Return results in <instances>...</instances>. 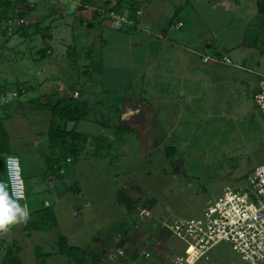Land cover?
<instances>
[{
  "label": "rangeland",
  "instance_id": "1",
  "mask_svg": "<svg viewBox=\"0 0 264 264\" xmlns=\"http://www.w3.org/2000/svg\"><path fill=\"white\" fill-rule=\"evenodd\" d=\"M29 1L36 6L32 15L12 22L7 35L0 33V84L12 85L11 93L0 98L1 105L10 103L17 86L27 87L31 99L44 103L45 94L59 92L61 87L65 88L62 98L74 94V84L81 90L83 84L78 82L82 79L89 80L84 87L86 97L97 103L91 108V115L76 127L90 139L75 173L66 180L67 185L78 181L80 194L66 192L57 175L46 173L43 156L47 152L50 112L34 110L27 103L28 113L24 114L23 106L14 99L7 109L0 106V119L11 135L12 155L21 157L28 169L27 199L22 206L30 213L52 203L58 217V227L43 233L33 231L28 235L20 222L10 226L0 237V264H8L3 260L13 242L21 249L18 252L21 264H77L60 253V236H66L69 245L88 251L83 264H173L182 252V242L171 234L169 227L182 219L200 217L226 188L246 186L254 169L264 163V114L255 103L264 77V19L258 20L257 3L255 0L125 1H139V17H133L146 18V24L155 21L154 28H165L163 35L168 37V43L178 44L184 38L188 46L198 47L201 52L195 57L198 64H211L203 60L206 40L216 50L228 54L233 65L226 69L233 74L224 80L216 78L201 84L193 82L198 77L196 72L183 73V67L173 70L170 66L167 71L166 65L161 64L166 55L173 61L177 54L169 51L166 40L161 45L151 37L148 47L149 41L144 39L147 33L112 29L128 21V10L122 19L104 20L100 27L97 24L90 30L79 20H93V10L80 11L81 0ZM110 2L112 8L118 0ZM179 21H184L186 27H177ZM37 22L43 28L42 33L35 32ZM19 26L27 31V36L13 31ZM257 30L262 39L253 44V33ZM44 34L51 37L44 38ZM135 38L140 40L139 45ZM63 40L79 46L81 54L75 68ZM48 44L53 47L52 56L42 59L39 51L47 50ZM182 50L188 51L184 47ZM153 64H158V72ZM87 71L93 77L86 78ZM184 75L189 81H185ZM142 86H147L149 92H139L138 96L133 93V97L146 111L136 113L134 110L137 107L141 110V106H132L128 98L124 108L126 102L124 105L121 102L131 93L127 94L128 87L138 93ZM184 88L188 94L199 96L187 95L180 100L191 102L189 105L174 104L167 110L162 98L179 95ZM99 100L103 103H98ZM102 119L109 127L99 125ZM116 126L130 129L121 132ZM72 128L74 123L69 124V129ZM109 143L112 149L106 156H98L97 145L108 147ZM172 146L176 148L174 151ZM135 200L140 202L138 209L134 208ZM146 200L148 206L142 204ZM123 240L125 250L121 248ZM148 251L153 252L151 258L143 254ZM41 254L51 256L42 258ZM198 264L248 263L224 244Z\"/></svg>",
  "mask_w": 264,
  "mask_h": 264
},
{
  "label": "trees",
  "instance_id": "2",
  "mask_svg": "<svg viewBox=\"0 0 264 264\" xmlns=\"http://www.w3.org/2000/svg\"><path fill=\"white\" fill-rule=\"evenodd\" d=\"M126 0H118V2L110 8V0H81L79 10L80 11H87L89 8L93 10V20H86L82 18L79 20L82 25L87 24L86 26L91 30L94 29V26L98 24L100 27L102 21L113 19L111 13L122 18L125 16L126 10L130 13L128 15V21L124 22L122 26L119 28H114L119 31H125L126 33L130 31H137L138 23L137 19L133 16L139 17V4L135 2L125 3ZM36 6L31 3L29 0H0V33H4L7 35L9 31L12 30L11 24L14 21L20 22L21 20H25L29 18L32 13L35 11ZM257 11H258V20L264 19V0H259L257 2ZM97 19V22L96 20ZM131 20H133L131 22ZM36 25V33H42L43 28L40 27V23H34ZM23 26V25H22ZM19 26L15 28L13 31L20 33L23 36H27V31L23 27ZM84 29V27H82ZM50 29V27H47ZM257 33H253L254 41L253 44L258 43L262 37L259 30ZM89 32V31H88ZM44 38L51 37L49 34H44ZM104 39V38H103ZM101 42V41H100ZM207 45H212L208 43ZM79 46L70 44L67 49V56L74 60L72 63L73 68L77 67L78 65V54L80 51ZM71 48V49H70ZM53 48L48 46L47 50L41 49L39 52L41 54L42 59H46L48 56H52ZM51 51V52H50ZM50 52V54H49ZM262 52H264L262 50ZM89 54V53H88ZM223 54L221 52H217L212 57H219L221 58ZM37 61V59H36ZM77 64V65H76ZM222 65V64H219ZM88 67L87 65H84ZM226 66V65H223ZM86 78H91L93 75L90 72H85ZM81 79V76H79ZM82 82H78L79 84H83L81 90H77L74 83V94L68 96L66 98H62L61 92L49 93L45 94L47 97V102L41 103L37 102V99H31V93H29V89L27 87L15 88V95L14 97H21L28 100V103L31 105V108L34 110L43 109L47 110L51 114V120L49 123V128L47 131L48 137V145H47V152L43 156L44 162L46 164V173H52L57 175V181L60 187L65 189L68 193H75L80 194V184L78 181L72 183L71 185L66 184V180L69 179L76 171V166L78 162L81 160L82 152L85 149V144L90 139L87 135L83 134L80 131L76 130L77 125L84 119H86L89 115H91L92 107L94 106L95 102L90 100L86 97L87 88H84L85 85L89 82V80ZM77 83V84H78ZM72 86V84H71ZM80 86V87H81ZM12 87L11 84H4L0 86V98L7 96L8 89ZM7 93V94H6ZM13 93V94H14ZM77 96H74V95ZM122 96V95H121ZM40 100L42 99L39 98ZM98 103H103L102 100H99ZM1 104V103H0ZM104 104L107 105V102ZM105 114V113H103ZM97 115V114H96ZM105 119V118H104ZM104 119L99 120L98 123L102 127H109V123L104 121ZM74 123V128L69 129V124ZM130 128L116 126L117 131H127ZM100 142V140H98ZM107 147V144L104 145H97L96 153L98 156H106V153L112 149V146ZM176 148L172 146L171 151H174ZM12 146H11V136L4 125V121L0 119V193H4L7 196L14 199L11 189V183L7 171L6 160L8 157H18V155H12ZM169 150V149H168ZM100 154V155H99ZM25 158V157H23ZM19 160L21 161L22 166H25L23 163L24 160L20 157ZM27 168L23 167V177L26 181L28 178ZM45 175L47 176V174ZM26 184V183H25ZM27 199V189H26V198ZM24 199V200H25ZM17 202L22 206L23 200L16 199ZM132 203V202H131ZM134 201L131 204L133 207ZM142 204L144 206L149 205V201H144ZM140 202L139 200H135L134 208H139ZM19 223V222H18ZM23 223V230L29 235L31 232L43 233L48 232L56 227H58V217L55 210V205L50 203L44 205L42 208L31 211L28 215L26 221L20 222ZM16 224V223H15ZM14 225V224H13ZM12 226V225H11ZM128 231H125V234ZM4 232H0V237ZM126 240V239H124ZM122 241L121 248L123 250L126 249V242ZM59 249L60 253L66 254L69 258H73L77 264H83L85 259L88 256V251L84 248L78 246H71L68 244V238L66 236H60L59 240ZM20 247L16 245L15 242L10 244L7 249V253L4 257V262L8 264H21V258L18 254L20 252ZM149 252V251H148ZM153 253L150 251V254ZM49 254H41L42 258L49 257ZM145 256V255H144ZM153 254H151V257ZM146 257V256H145ZM148 257V258H151ZM174 264V263H173Z\"/></svg>",
  "mask_w": 264,
  "mask_h": 264
},
{
  "label": "built area",
  "instance_id": "3",
  "mask_svg": "<svg viewBox=\"0 0 264 264\" xmlns=\"http://www.w3.org/2000/svg\"><path fill=\"white\" fill-rule=\"evenodd\" d=\"M111 16L114 20L122 19L113 13ZM203 60L233 65L228 55L221 58L204 56ZM259 87L255 103L264 114V77ZM6 166L14 199L24 200L26 185L21 161L17 157H8ZM169 229L182 242V252L175 257L174 264H198L224 244L244 262L264 264V163L255 168L246 186L226 188L207 205L200 217L182 219ZM143 254L146 258L151 257L150 252Z\"/></svg>",
  "mask_w": 264,
  "mask_h": 264
},
{
  "label": "crops",
  "instance_id": "4",
  "mask_svg": "<svg viewBox=\"0 0 264 264\" xmlns=\"http://www.w3.org/2000/svg\"><path fill=\"white\" fill-rule=\"evenodd\" d=\"M237 0H235V2H236ZM259 0H255V2L257 3ZM238 2V1H237ZM135 3H138L139 4V8H141L140 7V2L139 1H135ZM253 3V9H254V1L252 2ZM239 4V3H238ZM241 5V4H240ZM248 8H250L251 9V6L249 5L248 6ZM256 8H257V4H256ZM258 12V11H257ZM257 12L255 13V14H257ZM144 14V13H143ZM256 15H254V17H255ZM257 16H258V14H257ZM146 19V18H145ZM145 19L143 18L142 19V17L141 18H139L138 20H137V23H138V31L140 32V31H142V32H145V33H147L146 34V36H144V39L146 40V41H149V39H151V37H154L155 38V42L156 43H158L159 42V44H161V45H163L162 43H161V41H167V38L168 37H164V33L166 32V29L164 28V29H162V28H159V27H155L154 28V26H155V21H153V24H146V23H144L145 22ZM150 22H152V21H150ZM179 23H182L183 25L182 26H180L179 25ZM144 25L146 26V27H148V28H150V29H148V28H143L144 27ZM248 25H250V24H248ZM173 25H171V27H172ZM177 27H179V28H185L186 27V23L184 22V21H179L178 22V24H177ZM111 28V27H110ZM113 29V28H112ZM116 31H119V30H117V29H115ZM121 32V31H120ZM137 31H133V33L134 34H137L136 33ZM141 33V32H140ZM191 33H194V31H192ZM150 35V36H149ZM143 36V35H142ZM141 35H140V37H142ZM136 39V42H137V45H139L138 43H139V39L138 38H135ZM180 40L181 41H179V42H181V43H178V44H176V43H172V42H170L169 41V43H168V41H167V43H168V48H169V51L170 52H172V51H176V55H174V58H173V61H171V60H169L170 58H169V55L167 56H165L166 58H165V60H163V63L161 62V64H163V65H166V70L167 71H169L168 70V67L170 66V68L171 69H173V70H176L178 67H183L184 69L182 70V72L184 73L185 72V70H187L188 72H191V73H193V72H196L197 74H198V77L197 78H195L194 80H193V82H200L201 84H205L206 82H208V83H210L213 79H216L217 78V80H224L225 78H229V76L230 75H232L233 74V71L232 70H230V69H226V67L227 66H222V65H219V64H215V63H211L210 65H208V64H206V66L205 65H203V64H201V62H200V64H198V62L196 61V56L198 55V54H201V52H199L200 51V49L198 50V47H196V46H193V45H187L186 43H185V41L187 40H184V38H180ZM210 40H206V44H205V46H204V48H206V52L207 53H205L203 56H212V55H215L217 52H223V50L222 51H219L218 49L216 50L215 49V47H214V45H207L208 44V42H209ZM63 42H67L66 44L68 45V41H65V40H63ZM150 42H151V40L147 43V46L149 47L150 46ZM65 43H63L64 44V46H66V44ZM196 45V44H195ZM48 46H50L51 48H53L50 44H48ZM69 46V45H68ZM147 47V48H148ZM183 47H184V49H187L188 51H187V53L186 52H184L182 49H183ZM146 48V49H147ZM147 51H148V49H147ZM147 51H146V53H145V57H146V55H147ZM79 54H81V51L79 52ZM203 54V53H202ZM223 55L225 54V55H228L227 53H222ZM149 55V54H148ZM202 56V55H201ZM202 56V57H203ZM169 58V59H168ZM156 61V60H155ZM157 61H158V63H159V60L157 59ZM164 61H166V64H165V62ZM155 64V63H154ZM153 64V65H154ZM149 66V65H148ZM199 67V68H198ZM157 69V72H158V64L157 65H154V69ZM192 68H194L195 70H193ZM186 71V72H187ZM161 72V71H160ZM174 77H175V75L174 74H172ZM189 75V74H188ZM187 75L185 76L184 75V79H185V81H189L187 78ZM234 76H232L231 77V79H233V81L235 80V78H233ZM238 79V78H237ZM126 81H128V80H126ZM206 81V82H205ZM215 82L213 81V84H214ZM6 84H9V82H7ZM2 84H0V86H1ZM144 86V85H143ZM141 87L139 90H138V93H137V91L135 90V91H131V87H128V89H127V94H128V92L130 91L131 93H130V95H129V97H126V99L124 100L123 99V101L121 102V104H123L124 105V103L127 101V98H128V100L130 101V103H131V105L132 106H141V110H139V108L137 107L134 111H137L136 113H139V114H142V113H144L143 112V110L144 111H146V107H143L141 104L139 105V103H138V99H136V98H134L133 96H134V94L133 93H136V95L138 96L139 95V92H140V94L141 93H147V92H149V91H147L149 88L146 86V87ZM172 87V85L170 86V88ZM130 88V89H129ZM64 87H61V89H60V91H61V94L64 92ZM7 93L8 94H10L11 92H10V88L8 89V91H7ZM6 93V94H7ZM8 94H7V96H8ZM14 95H15V93L13 94V95H11V99L9 100V102L10 103H8V104H6V105H1L0 104V106L1 107H3V108H6L7 109V106L8 105H10V104H12V103H14V102H12L11 103V101L14 99L15 100V102H17V104H19V106L21 105V106H23V108H22V111H23V113L24 114H27L28 113V109H27V103H28V100L27 99H25V98H22V99H20L19 97H17V98H15L14 97ZM175 95V94H174ZM172 95V94H170L169 96L168 95H165L163 98H162V103H165V104H163L164 106H166V108H167V110H169L168 109V106H169V108H170V110H171V106H174V104H175V106H181V107H183L184 106V104H187V105H189V103H191V102H186V100H180V99H182V98H185L187 95H192V94H188V92L186 91V89L184 88V89H181L180 91H179V95ZM206 95V94H205ZM125 96H127V95H125ZM195 96H199V93H196V94H194V95H192L191 97H195ZM175 97H177L178 99H175ZM169 100V102H167L168 100ZM145 100H147V99H145ZM160 101H161V99H160ZM176 101V102H175ZM118 102V101H117ZM116 102V105H118V103ZM156 103H158V101L156 102ZM193 103H195V105L197 104L196 102H193ZM128 103L126 102L125 103V106H124V108L126 107V105H127ZM142 104H144V102H142ZM160 104V102L158 103V105ZM144 106H145V104H144ZM133 108V107H132ZM139 111V112H138ZM48 131V130H47ZM47 133V132H46ZM10 134V133H9ZM11 136V135H10ZM19 157V156H18ZM20 158V157H19ZM22 165V164H21ZM23 167H25L24 165L22 166V168ZM255 170V169H254Z\"/></svg>",
  "mask_w": 264,
  "mask_h": 264
},
{
  "label": "clouds",
  "instance_id": "5",
  "mask_svg": "<svg viewBox=\"0 0 264 264\" xmlns=\"http://www.w3.org/2000/svg\"><path fill=\"white\" fill-rule=\"evenodd\" d=\"M28 215L26 206H21L16 199L0 193V232H7L11 225L26 221Z\"/></svg>",
  "mask_w": 264,
  "mask_h": 264
}]
</instances>
